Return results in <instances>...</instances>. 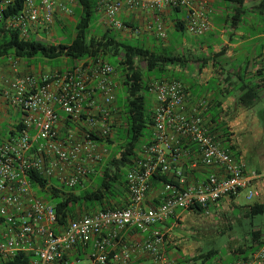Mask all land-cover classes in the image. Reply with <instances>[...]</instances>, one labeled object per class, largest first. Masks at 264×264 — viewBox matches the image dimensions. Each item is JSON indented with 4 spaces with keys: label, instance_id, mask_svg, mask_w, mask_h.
I'll use <instances>...</instances> for the list:
<instances>
[{
    "label": "built area",
    "instance_id": "obj_1",
    "mask_svg": "<svg viewBox=\"0 0 264 264\" xmlns=\"http://www.w3.org/2000/svg\"><path fill=\"white\" fill-rule=\"evenodd\" d=\"M15 1L1 0V10ZM75 6L74 0H23L21 10L7 21L6 29L22 39L39 33L49 38L57 16L70 18ZM176 8L186 12L185 25L191 35L202 36L209 31L207 9L200 0L97 3L105 23L114 30L126 28L117 20L123 9L164 12ZM153 26L147 27L148 31L164 40L161 22ZM17 67L13 62L11 76L0 71V97L23 113L20 129H14L0 144V263L83 264L81 253L87 257L84 264H128L135 252H142L156 264H171L161 252L164 235L160 227L174 218L177 210L196 206L205 212L221 199L238 195L258 177L256 172L246 175L243 165L222 147L209 131L200 107H186L182 82L151 80L148 92L155 102L151 137L140 146L136 167L126 174L129 205L78 215L65 225L59 224L53 205L36 195L28 173L36 172L71 190L107 157L106 146L91 137H108L116 124L117 74L100 58L84 59L64 71L46 75H19ZM187 144L197 151L191 168L209 171L203 179L188 181L181 167ZM156 174L170 175L173 181L162 185L160 203L148 207L144 200ZM255 196L250 192L247 200ZM127 229H151L150 238L123 244L111 255L115 240ZM231 264H264V247L246 260Z\"/></svg>",
    "mask_w": 264,
    "mask_h": 264
},
{
    "label": "crops",
    "instance_id": "obj_2",
    "mask_svg": "<svg viewBox=\"0 0 264 264\" xmlns=\"http://www.w3.org/2000/svg\"><path fill=\"white\" fill-rule=\"evenodd\" d=\"M200 2H203L206 6V16L210 22L209 31L202 36H193L187 30L176 32L170 22V18L173 16L170 10L149 12L123 9L117 20L132 27H135L134 25L137 24L136 20L139 17L141 20H146V17L155 19L152 22L154 26L161 16L168 20L170 31L168 40L164 43L158 42L160 39L153 31L155 36L147 32L140 40L137 38L138 34L133 33L126 38H128L127 40L133 38L134 41H141L143 45L149 48L157 46L160 49L170 50L172 49V42L175 44L173 53L182 55L184 63L180 66L169 67L168 72L161 80H176L183 83L186 107L188 109L200 107V114L209 131L219 140L222 147L243 165L245 174L252 172L258 174L257 179L252 180L247 189L248 193H256L254 198L259 200L258 204H264V182H262L264 176L257 171L246 169L244 160V156L250 150V147H256L262 138V134H264V121L261 122L259 119V117H264V110L260 111L261 116L253 110L259 104L264 107V45L260 46L262 39H264V13L258 8V4L264 2V0H242V4H238L233 0H200ZM257 11L261 13L259 18L253 14ZM181 15L185 17L186 12L184 10L180 11L179 16ZM230 20L231 24H229ZM68 21L72 22L73 18L69 19L58 15L55 28L63 29ZM152 35L158 39L156 42L153 41L154 39H150ZM36 37L40 39V33ZM147 41H152V43H147ZM15 61L18 64L17 72L19 75H46L61 71L55 69L43 71L41 63L39 64V70L35 71L34 64L30 60L23 62L13 56H4L0 57V71L3 75L11 76L13 74L11 67ZM116 84L118 85L117 76ZM247 87L252 88L257 94L253 101L250 98L247 99L246 105L243 102L242 95ZM154 107L155 102L152 101L151 108L154 109ZM0 111L14 117V120L10 123L9 135L2 141L4 143L12 135L10 132L14 131L15 126L22 120L23 113L19 109L8 106L1 97ZM116 121H118V116ZM246 132L249 136L243 138V133L246 134ZM150 137L148 140L143 141L141 145L147 143ZM247 143H249V146H247ZM192 147L194 146L187 144L186 153L181 160V167L186 171L188 179L200 180L205 178L209 171L202 167L191 168L192 163L197 159V154L190 150ZM259 154L264 155L262 147ZM138 156L140 159V153ZM91 186H93V183L87 178L80 185L79 191ZM161 191L162 185L151 184L144 205L148 207L157 206L160 203ZM238 195L233 198H223L211 207L218 210L223 205L224 208L239 209L241 206L234 203ZM113 204H116L118 208H126L129 205L126 188L124 195L114 200ZM241 211L247 214V205L241 207ZM191 212L190 210H177L175 217L168 219L160 229L171 230L175 227L177 219L180 220ZM150 233L151 229L145 232L133 229L120 232L117 240H115L114 247L110 250V254L119 252L123 244H136L148 240ZM79 258L81 263H86V254L80 253ZM128 264L156 263L147 254L135 252Z\"/></svg>",
    "mask_w": 264,
    "mask_h": 264
},
{
    "label": "trees",
    "instance_id": "obj_3",
    "mask_svg": "<svg viewBox=\"0 0 264 264\" xmlns=\"http://www.w3.org/2000/svg\"><path fill=\"white\" fill-rule=\"evenodd\" d=\"M22 1L16 0L12 5L0 9V57L13 56L17 59L30 60L40 56L46 60L67 58L78 62L88 58H100L110 64L116 73H120L121 85L125 87L127 94L125 102L119 100L116 95L115 108L118 116L116 123L118 122V124H114L111 134L104 139L96 136L91 137L105 145L106 148L113 143H118L117 149L109 155L106 161H101L99 167L96 166L94 171L87 176L93 186L79 191L80 185H77L68 190L59 186L57 182L45 179L33 171L28 173V180L39 198L48 203L54 201L53 207L57 220L62 225H65L70 219L77 218L78 215L90 214L97 210L120 209L116 207V204H113V201L122 197L125 188L127 189L126 174L130 169L136 167L139 160V149L146 137V128H150V133L152 131L154 109L147 108L144 97V92H148L150 83L148 80L160 81L168 72L169 67L180 66L184 63L183 56L157 46L155 48L146 47L137 40L134 43L131 40L118 39L114 34H111L110 30L90 33L94 16L98 12L97 3L99 0H75L76 9L73 15H77L78 18L74 26L75 35L69 44H48L33 37L22 39L17 32L6 29L7 21L21 10ZM233 1L242 4V0ZM258 8L264 13V2H260ZM170 11L173 13L170 21L174 30L185 32L187 30L185 17L179 16L182 9L176 8ZM138 64H143L144 69L141 70ZM256 94L252 88L247 87L242 95L244 104L249 98L253 101ZM59 115L64 118L63 114L59 113ZM14 129L19 130L20 123ZM10 133L13 134L14 131ZM190 150L197 153L195 147ZM171 181H173V177L170 175L156 174L151 178L150 185H163ZM188 181H196V179H188ZM151 207H155V205ZM247 209L250 216L264 215V204L247 205ZM189 210L203 213V210L196 206ZM249 239V244L231 250L230 263L228 264L246 260L258 249L264 247V234L261 230H251ZM218 254V250L211 249L207 252H200L191 258H184L180 264H216ZM26 261L23 260V263ZM19 263L11 260L0 264ZM220 264L226 263L221 260Z\"/></svg>",
    "mask_w": 264,
    "mask_h": 264
},
{
    "label": "rangeland",
    "instance_id": "obj_4",
    "mask_svg": "<svg viewBox=\"0 0 264 264\" xmlns=\"http://www.w3.org/2000/svg\"><path fill=\"white\" fill-rule=\"evenodd\" d=\"M74 8H76V6ZM253 14L257 18L261 16V13L258 11L254 12ZM72 18L73 21L66 22L63 29L55 28L49 38L44 33H40V37L48 44H69L75 35L74 26L78 17L77 15H72L69 19ZM105 21L106 20L103 14L98 11L94 16V22L91 25L89 32L100 33L110 30L111 34H114L116 38L123 40L128 39L126 37L131 34L130 29L139 31L137 35L139 40L143 35H146L147 32L155 36L152 31L147 30V27L154 25L152 22L155 21V19L153 20L152 18L146 17V20H141L139 17L136 20L137 24L134 25V28L131 25L122 23L126 27L123 30H114L110 28L105 23ZM158 21L161 22L167 38H165L163 41H160L157 38H154L152 35L150 36V39H154L153 41L155 42L158 40V42L164 43L168 40L170 25L164 16L159 17ZM229 24H231V20L229 21ZM33 38L36 39L38 37L33 36ZM130 39L134 42L133 38ZM139 42L141 43V41ZM147 43L151 44L152 41H147ZM171 45L172 49L169 51L173 52L175 49V44L172 42ZM261 45H264V39H262L260 46ZM258 50L260 51L259 48ZM21 61L26 62L27 59H21ZM30 62L34 64L35 71L39 70L40 63L42 65L41 69H43V71L50 69L64 71L67 67H72L78 63L77 60L67 58L46 60L40 56L30 59ZM138 66L141 68V70L144 69L143 64H138ZM116 74L118 80L116 95L119 100L125 102L127 100L126 89L123 85H121L122 78L120 73L118 72ZM150 80L151 79L148 80V83ZM144 97L147 108H151L153 96L149 92L145 91ZM253 110L258 112L261 116L262 113L260 111L264 110V107H261L259 104V106H256ZM259 119L261 122L264 121V117H259ZM13 120L14 117L7 115L3 111H0V143H2V141L9 135V130L11 129L10 123ZM145 132L146 137L144 138V141L148 140L150 137V128L147 127ZM248 136L249 134L247 132L246 134L243 133V138H247ZM117 146L118 143H113L111 146H108V155L107 157H104L102 161H106L109 155L117 149ZM247 146H249V143H247ZM261 147L262 150H264V134H262V138L260 139L259 143H257L256 147L252 146L247 153L245 152L246 154L244 156V160L246 169L249 171H257L262 176H264V155L259 154ZM97 167H99V164ZM262 182H264V178H262ZM247 196L248 189H245L241 191L235 198L234 203L241 207L259 203V200L255 198L253 200L247 201ZM49 203L53 205L54 201H50ZM222 206L218 210H215L210 206L207 211L203 213L192 211L182 219H177L175 222V227H173L171 230H162L164 235V244L161 247V252L163 250L162 254L164 258H166V260L171 264H180V261H182L184 258H191L200 252L203 253L214 249L218 250L219 252L216 264H220L221 260L228 264L230 263L229 256L231 254V250L237 249L238 246H243L250 243L249 233L251 230L260 229L262 234H264V215L250 216L248 213H242L241 207H239V209L232 210L231 207L224 208Z\"/></svg>",
    "mask_w": 264,
    "mask_h": 264
}]
</instances>
